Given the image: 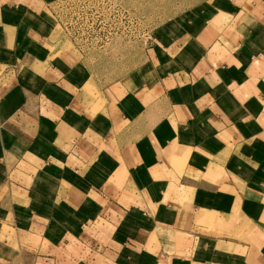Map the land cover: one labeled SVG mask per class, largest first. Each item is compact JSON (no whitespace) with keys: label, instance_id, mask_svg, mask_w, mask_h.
I'll return each instance as SVG.
<instances>
[{"label":"crops","instance_id":"obj_1","mask_svg":"<svg viewBox=\"0 0 264 264\" xmlns=\"http://www.w3.org/2000/svg\"><path fill=\"white\" fill-rule=\"evenodd\" d=\"M58 1L0 0V264H264V0L183 1L112 79Z\"/></svg>","mask_w":264,"mask_h":264},{"label":"rangeland","instance_id":"obj_2","mask_svg":"<svg viewBox=\"0 0 264 264\" xmlns=\"http://www.w3.org/2000/svg\"><path fill=\"white\" fill-rule=\"evenodd\" d=\"M96 1L60 0L51 5V12L61 27L64 43L79 57L92 60L105 79L137 65L152 32L187 2L106 0L107 6ZM140 35L144 40H139Z\"/></svg>","mask_w":264,"mask_h":264},{"label":"built area","instance_id":"obj_3","mask_svg":"<svg viewBox=\"0 0 264 264\" xmlns=\"http://www.w3.org/2000/svg\"><path fill=\"white\" fill-rule=\"evenodd\" d=\"M96 2L97 3H101L103 5H106L107 4V6L109 5L106 0H99V1H96Z\"/></svg>","mask_w":264,"mask_h":264}]
</instances>
